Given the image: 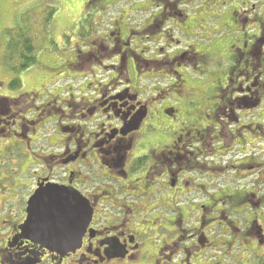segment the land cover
Here are the masks:
<instances>
[{
  "label": "flooded vegetation",
  "instance_id": "flooded-vegetation-1",
  "mask_svg": "<svg viewBox=\"0 0 264 264\" xmlns=\"http://www.w3.org/2000/svg\"><path fill=\"white\" fill-rule=\"evenodd\" d=\"M124 1L88 0L79 20L86 34L96 26L90 16L117 11ZM198 4L220 11L230 4L214 19L230 15L225 28L253 30L244 48L249 44V56L256 51L238 80L228 74L185 101L163 87L131 86L129 65L139 74L138 61L162 60L132 49L138 38L127 30L128 11L153 12L140 25L151 33L164 30L167 19L186 26L182 19L196 15ZM126 6L120 10L127 16L114 18L98 46H80L77 74L70 69L73 75L59 77L69 81L64 86L29 90L31 75L23 77L24 88L19 78L0 81V264H143L151 247L152 264H264V0H129ZM13 35L0 23L5 57L4 37ZM101 45L108 65L96 56ZM189 52L181 50L170 64ZM51 188L73 192L92 209L74 252L60 255L21 237L30 201Z\"/></svg>",
  "mask_w": 264,
  "mask_h": 264
},
{
  "label": "rangeland",
  "instance_id": "rangeland-1",
  "mask_svg": "<svg viewBox=\"0 0 264 264\" xmlns=\"http://www.w3.org/2000/svg\"><path fill=\"white\" fill-rule=\"evenodd\" d=\"M244 1L248 2L250 0ZM2 2L0 13L2 27L10 35L14 34V29L24 30L21 35L23 39L26 38L30 42L34 50L33 55H30V57L34 58L35 63L28 67L27 61L25 63L19 62L20 67L24 66L30 69L27 68L28 70L23 73L18 70L13 71V68L11 69L6 61L2 46H0V81L9 78V84H11L14 78H19L23 82L22 88H24L25 78L23 77L31 75L26 80V87L31 90L41 84L44 86L53 84L52 87L64 86V83L68 80H59V77L67 73V75H73L69 73L68 70L70 69L73 70L74 74H77V66H73V64L75 65L74 55L80 49V46L83 43H93L94 46H98L100 44L99 37L105 33V30L111 28L110 25L114 22V18L117 19L120 15L127 16V13L123 12L125 10L121 11L120 9L127 7L129 0H125L123 5L121 3L120 9H117V11L103 12L102 17L98 16L96 19H94V16H90L89 23L95 22L96 26L94 25L92 28L90 26L91 30L88 34H86V27L79 22L87 11L85 6L88 0H2ZM200 6L198 4L197 7H192L196 11L199 10L196 15L192 14L191 18L182 19L186 26L175 23V20L170 21L167 19L162 26L164 30L159 32L153 29L151 31L154 35L140 27V25H145L147 20L153 16V12L130 13L131 11H128L129 20L133 22V25H131V28L127 27V30H134L133 34L135 35L132 36L138 38L136 46H131L132 49L147 59L162 60L160 63L150 62L148 64L138 61L136 65L139 74L137 70L136 73L132 69V65H129L128 70L132 79L131 86L135 87L141 82L140 86L147 87V91L163 87L166 91L172 92L176 99L179 98L185 101L192 97V90L196 95L201 94V92L204 93L209 88L208 86L213 85L218 80L223 79L226 81L225 77L228 74H231L234 80H238L236 75L240 70H243L245 61L248 59L253 61L251 56L254 57L256 50L252 49L249 53L251 56H249L247 53L250 48L249 44L246 49L244 48V45L249 42L253 30L248 31L249 28H246L240 31L239 28H225V16L222 21H217L218 18L214 19L220 12L224 15L227 14L230 11V4L222 11L217 7L214 8V6L209 7L207 10H201ZM210 18L214 23L209 22ZM229 19L230 15L226 17L225 22ZM80 28L82 29L81 32H79ZM16 34L17 32L13 36ZM121 34L124 38L128 36L126 26L122 28ZM16 37L19 36L16 35ZM79 38H85V40ZM174 38L179 39L180 43L175 44L173 42ZM4 39L6 44L11 42L10 39L8 41L7 36ZM253 40L255 39L253 38ZM102 47L101 45V49L96 52V56L105 65H108L110 62L112 63V60L110 59L106 63L108 57L103 52ZM165 47L167 51H160V48ZM260 48H263L264 51V45H261ZM181 50L190 51V54H187L184 59L181 57L175 58L173 63L170 64L169 59H173ZM113 56H116V53L110 57ZM89 63L84 64L83 72L89 69ZM173 69L177 70L179 74H173ZM255 69L257 71L261 68L256 67ZM136 75H138V78H136ZM75 81L77 80L75 79ZM236 84L234 82L232 85L235 86ZM10 86L13 87V85H7V89L12 91L13 89ZM146 96L143 95V98H146ZM204 106L208 108L210 100L205 101ZM191 116L192 114L188 117L191 118ZM152 248H147L149 254H146L148 257L143 264H152L155 259Z\"/></svg>",
  "mask_w": 264,
  "mask_h": 264
},
{
  "label": "water",
  "instance_id": "water-1",
  "mask_svg": "<svg viewBox=\"0 0 264 264\" xmlns=\"http://www.w3.org/2000/svg\"><path fill=\"white\" fill-rule=\"evenodd\" d=\"M28 206V217L20 228L22 238L35 240L60 255L80 246L92 220V209L82 197L51 188Z\"/></svg>",
  "mask_w": 264,
  "mask_h": 264
},
{
  "label": "trees",
  "instance_id": "trees-1",
  "mask_svg": "<svg viewBox=\"0 0 264 264\" xmlns=\"http://www.w3.org/2000/svg\"><path fill=\"white\" fill-rule=\"evenodd\" d=\"M13 32H17L19 37L15 38L12 36V41L9 44L8 53L5 58L7 63L10 65V68H13V71H23L35 63L34 58L30 57V55H33L34 50L32 49L30 42L26 40V38L23 39L21 34L24 30H17ZM19 62H26L28 67H20V64H18Z\"/></svg>",
  "mask_w": 264,
  "mask_h": 264
}]
</instances>
